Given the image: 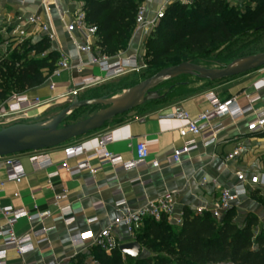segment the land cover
I'll return each instance as SVG.
<instances>
[{
    "label": "crops",
    "instance_id": "crops-1",
    "mask_svg": "<svg viewBox=\"0 0 264 264\" xmlns=\"http://www.w3.org/2000/svg\"><path fill=\"white\" fill-rule=\"evenodd\" d=\"M188 1V4H191L194 0ZM225 1L236 5L246 0ZM143 2L142 0L140 5ZM162 3L163 0L146 2L148 20L155 18ZM80 7L85 9L84 0L81 5L74 0H0V60L20 48L16 36L21 27L18 19L28 20L34 15L39 16L42 24L56 36L55 41H50V52L59 56L75 54L74 41L80 42V35H70L66 27L71 24L75 12ZM21 28L28 33L26 43L38 44L47 37L40 27L25 25ZM145 39L146 35L138 32L135 26L129 48L118 56L124 60L136 58L140 63L139 52ZM1 43H4V46ZM6 45L8 47L4 49ZM4 50L6 53L2 57L1 51ZM47 54H44L45 57ZM41 57L44 58L43 55ZM28 58L38 57L30 53ZM89 61V55L80 53L71 60V70L62 72L57 77L50 76L45 84L26 92L29 98H40L45 104L19 115L14 122L46 123L65 109L74 97L90 100L84 96L85 90L111 80L96 82L94 77L99 71L90 66ZM51 85L55 87L53 90ZM126 90L114 96V99ZM209 94H213L220 101L235 99L240 108L246 109L250 106L252 109L242 118L226 117L217 121L216 141L206 147L201 137L182 139L179 129L185 123L167 117L177 109H184L192 119L198 118L202 112L211 109L207 99ZM106 95L108 96L103 97L110 96ZM166 102L167 100L163 103ZM144 106L138 109V115L134 118L122 116L102 130L61 147L0 158V183L3 185L0 197L3 205L17 211H26L31 217L50 213V217L32 221L22 218L17 223L15 233L19 237L46 229L47 241L25 256H20L15 251H7L5 264H102L96 258V247L89 243H80L78 235L89 231L99 234L109 227L118 216L117 202L124 201L129 208L136 210L149 201L166 194H174V211L180 216L185 209L195 213L199 208H213L222 190L237 184L238 173H243L247 178L254 174L264 175V131L250 133L248 130L249 123L264 113V68L213 83V86L204 88L193 96L167 103L150 114H142ZM56 107L58 109H55ZM105 135H110L113 139L107 147L108 150L121 155L125 162L132 161L135 158V146L139 142H145L151 159L158 161L160 166L154 168L148 163L133 169H116L109 163L102 164L99 159L93 158L90 160L91 166L99 168L93 180L88 171L78 173L58 169V165L66 159L65 148L83 145L90 156L97 149L98 139ZM190 140L197 142L198 149L183 155L180 163L173 162L175 151ZM235 152L238 155L230 159ZM33 156L48 157L54 165L36 171L30 160ZM12 160L19 161L25 172V177L19 184L10 178L7 162ZM83 160L85 157L72 159L68 162L69 167L75 170ZM16 194L18 196H15ZM252 194L264 196V190L250 192L233 208L238 213L233 222L239 227H244L246 216L254 213L250 202ZM66 208L70 210L71 215L63 217L62 211ZM263 216L264 209L256 214L259 222ZM168 222L179 229L173 220ZM6 225L7 221L1 219L0 233ZM116 236L120 245L136 242L130 239L122 227L116 230ZM4 250V240L0 237V253ZM154 256L156 253L143 248L140 258ZM123 258L125 261L129 260L124 255Z\"/></svg>",
    "mask_w": 264,
    "mask_h": 264
},
{
    "label": "trees",
    "instance_id": "trees-1",
    "mask_svg": "<svg viewBox=\"0 0 264 264\" xmlns=\"http://www.w3.org/2000/svg\"><path fill=\"white\" fill-rule=\"evenodd\" d=\"M84 1L88 23L98 27L96 47L110 58L125 52L136 26V15L142 0ZM248 1L255 7L245 14L225 0H194L188 5H170L164 19L151 33L156 50L153 53L154 64L173 53L177 55L173 66L190 61L188 54L178 48L202 56L215 46L229 43L234 33L246 36L263 32L264 0ZM191 13L197 18L187 16ZM50 43L47 37L38 44L28 42L22 50L15 49L0 60V102L46 83L60 59L58 54L50 52ZM30 53L38 58L29 59ZM45 53L48 54L42 58ZM169 99L166 96L154 102L163 103ZM83 109L76 110L71 117L76 118ZM233 210L227 213L222 222H216L208 212L198 214L185 209L179 229L173 227L166 218L159 222L147 220L135 241L143 248L147 245V249L156 253V256L125 261L119 250L106 255L96 248L99 261L102 264H264V231L255 233L259 225L258 217L248 215L245 226L239 227L231 220Z\"/></svg>",
    "mask_w": 264,
    "mask_h": 264
},
{
    "label": "built area",
    "instance_id": "built-area-1",
    "mask_svg": "<svg viewBox=\"0 0 264 264\" xmlns=\"http://www.w3.org/2000/svg\"><path fill=\"white\" fill-rule=\"evenodd\" d=\"M139 6L136 15V30L148 36L159 26L161 21L166 15L167 8L174 3L188 4V0H163L161 9L157 12L153 20L147 18L146 2ZM75 3L81 5L83 0H74ZM21 22V27L30 25L40 27L50 41H55L56 36L49 32L47 26L42 24L41 18L37 15L30 17L28 20L22 18L18 19ZM20 27L17 35V42L22 44L27 40V32ZM67 33L73 35L79 33L80 42H75V54H61L60 59L56 64V68L51 74V77L60 76L62 72L72 69L71 60L78 56L80 53L89 55V64L96 67L100 74L96 75L94 79L96 82L110 81L120 78L128 73L135 72L139 69V63L136 58L127 60L121 59L119 56L110 58L101 53V50L96 47L98 42V27L88 23L86 19V12L83 7H80L74 14L73 21L66 27ZM45 57V55H43ZM55 87L51 85L53 90ZM210 102L211 109L202 112L198 118L192 119L184 109H177L172 113L168 119H175L185 123L179 129V135L182 139L189 137H201L204 146L208 147L215 143L218 126L217 121L226 117L239 119L251 111V107L242 109L238 106L235 99L220 101L213 94L207 95ZM45 102L40 98L31 99L27 93L14 94L8 100L0 102V127L3 126L4 121L11 117H17L30 110L43 106ZM8 122V121H6ZM248 130L250 133H259L264 131V113L249 123ZM113 142L110 135L102 136L98 139L97 149L95 153L88 156L87 150L83 145H71L65 148L66 159L63 163L58 165L59 170H66L68 172H83L88 171L92 176V180L99 171V168L91 166L90 160L93 158L99 159L103 163H109L116 169H133L151 163L154 168L160 166L158 161L151 159L150 151L145 142H139L135 146V158L132 161L125 162L121 155L114 154L108 150V146ZM198 149V144L195 140L187 141L181 148L177 149L172 157L173 162L180 163L181 158L185 154H190ZM238 155L237 152L230 156L234 159ZM85 157V160L79 163L77 168L72 169L69 167L68 162L72 159H80ZM31 163L36 171L45 170L52 167L54 164L45 156L31 157ZM9 167L10 178L16 183H21L25 177V172L19 161L12 160L7 162ZM90 179L89 181L92 182ZM3 185L0 183V192ZM255 190H264V175L254 174L247 178L243 173L237 174V184L230 189L222 190L220 197L215 202L213 208L206 210L199 208L195 213L203 214L208 212L216 222H222L227 213L238 205L241 199ZM15 196H18L17 194ZM65 196V195H64ZM64 196L62 198H64ZM175 195L166 194L158 199L147 202L141 208L132 210L127 206L124 201L116 203L118 216L114 222L99 234L91 231L78 235L80 243H89L96 248H99L106 255L112 254L114 251L119 250L120 243L116 236V230L120 227L125 229L132 241L136 240L137 235L144 227L147 220L155 222L161 221L163 218L173 220L178 226L183 223V215L177 216L175 214ZM63 217L71 215L70 210L67 208L62 211ZM50 217V213H44L37 217H31L26 211H17L11 207H5L0 197V220L5 219L7 225L0 233V237L4 240V252L0 253V264H5L7 251H15L20 256H25L35 251V249L46 243L48 230L43 229L39 232H31L30 234L19 237L15 233V226L22 218H28L31 221L34 219H41Z\"/></svg>",
    "mask_w": 264,
    "mask_h": 264
},
{
    "label": "water",
    "instance_id": "water-1",
    "mask_svg": "<svg viewBox=\"0 0 264 264\" xmlns=\"http://www.w3.org/2000/svg\"><path fill=\"white\" fill-rule=\"evenodd\" d=\"M263 68L264 52L237 59L221 69H210L192 62H184L162 69L127 89L115 99L102 97L80 100L76 96L65 109L49 122L16 123L0 129V158L55 149L98 132L122 116L134 118L138 115L140 107L166 98V95H162L156 88L167 80L190 76L204 82L216 83ZM96 106L101 107V109L92 116L73 124L63 125L76 110ZM119 251L127 259L135 261L141 257L143 247L138 242H131L121 245Z\"/></svg>",
    "mask_w": 264,
    "mask_h": 264
},
{
    "label": "rangeland",
    "instance_id": "rangeland-1",
    "mask_svg": "<svg viewBox=\"0 0 264 264\" xmlns=\"http://www.w3.org/2000/svg\"><path fill=\"white\" fill-rule=\"evenodd\" d=\"M231 7L235 8L236 10H239L242 14L243 13L245 14L250 9H253L255 5H250L249 1L246 0L242 3H237L236 5H232ZM187 16L192 17L193 19L197 18V16L193 13L189 15L187 14ZM234 34H235L234 38L229 43L221 46H215L214 49L208 51L206 54L202 56L197 54H189L187 50L183 48L182 49L178 48V49H180L179 51H181L182 53L186 52V54H188V59L190 60L188 62H192L210 69L225 68L237 59L264 52V31L258 35H253L252 33L246 36L244 34H239V33H234ZM151 37H152L151 34L146 36L143 46L141 47L142 50H140L139 52L140 67L137 71L128 73L120 78L111 80L110 82H106L105 84H100V86L89 88L84 91V96L88 97L89 99H96L99 97L102 98L103 96H108L106 94H109L110 96L107 97V99H113L114 96L120 94L125 89H128L138 84L139 82L153 76L159 70L173 66L172 64H175L174 60L177 59V55L174 53L168 57H164L160 59L159 63L154 64L153 53L156 50L152 40L153 37L152 38ZM131 40L129 42V45L131 43ZM1 44L3 45L4 43ZM25 44L26 42L19 44L21 50L23 49L22 47ZM7 47L8 46L6 45L4 49H7ZM13 51H11L9 55ZM5 53H6L5 50L1 51L2 57L5 56ZM121 54H124V52H121L119 55ZM98 74H100V72H98ZM211 86H213V83L211 82H204L202 80L190 76H182L167 80L166 82L160 84L156 88V90L160 92L162 95H166L170 97V101H167L166 103H157V102L147 103L145 104L144 109H142V114L153 113L155 110L159 109L160 107H163L167 103L193 96L204 90V88H208ZM55 109H58V107H56ZM99 109H100L99 107L85 108L77 114L76 118H72L70 116L69 120H67L63 125L66 126L75 123V121H81L85 118H88L89 116L95 114ZM17 117H11L5 120L3 126L0 127V129L16 124L14 122L15 121L14 119H16ZM250 202L252 203L253 206L252 209L254 213L248 214L249 216L250 215L256 216L258 211H262V209H264L263 195L252 194L250 197ZM248 215L246 216V219ZM237 216L238 213L236 212V210H233L231 212V220L234 221L237 218ZM239 222L241 223L240 220ZM263 231H264V216L262 219H260L259 225L255 228V233L259 234L262 233ZM144 249L152 253V251L147 249V245L144 246ZM96 258L99 260L98 255H96Z\"/></svg>",
    "mask_w": 264,
    "mask_h": 264
}]
</instances>
